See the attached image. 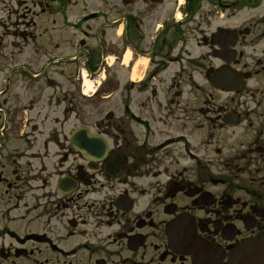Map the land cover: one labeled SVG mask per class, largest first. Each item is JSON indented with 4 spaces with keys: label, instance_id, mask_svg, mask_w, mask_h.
I'll return each mask as SVG.
<instances>
[{
    "label": "flooded vegetation",
    "instance_id": "1",
    "mask_svg": "<svg viewBox=\"0 0 264 264\" xmlns=\"http://www.w3.org/2000/svg\"><path fill=\"white\" fill-rule=\"evenodd\" d=\"M261 235L264 0H0V264H247Z\"/></svg>",
    "mask_w": 264,
    "mask_h": 264
},
{
    "label": "rangeland",
    "instance_id": "2",
    "mask_svg": "<svg viewBox=\"0 0 264 264\" xmlns=\"http://www.w3.org/2000/svg\"><path fill=\"white\" fill-rule=\"evenodd\" d=\"M246 15L247 13H242L241 15H239V20L244 18ZM112 57L114 58V56ZM118 61V59H115L114 66L118 65ZM113 77H116V79H112ZM125 77L126 75L121 70L114 69L109 79L111 81H109V83H107L105 86L106 90L111 91L113 86L112 84L118 82V79L120 81H123ZM60 80L64 83L70 82L69 75L65 74L63 77H60ZM113 81L115 82L113 83ZM124 95H126V97L131 95V98L134 99L135 92H125L121 88H116L110 98L106 99L103 103L100 102L99 104H94L91 100H89L91 99L89 96H83L82 93H80V95L78 94V98L80 101L79 114L82 120L81 124H91V122L94 121L99 114L105 112V110L109 109V107L116 108L117 105L120 103V100L125 98Z\"/></svg>",
    "mask_w": 264,
    "mask_h": 264
},
{
    "label": "water",
    "instance_id": "3",
    "mask_svg": "<svg viewBox=\"0 0 264 264\" xmlns=\"http://www.w3.org/2000/svg\"><path fill=\"white\" fill-rule=\"evenodd\" d=\"M86 132H87L86 129L80 128V130L78 131V135L80 139L87 140ZM95 140H96V145H97V141L100 144V147H101L100 153H103L106 144L103 143V141L98 138H95ZM247 244L245 246H248L250 253L248 255L243 256L244 260L249 261L247 264H264V235H261L251 240ZM235 259L236 260L232 262L233 264H246L242 260H237L238 258H235Z\"/></svg>",
    "mask_w": 264,
    "mask_h": 264
},
{
    "label": "bare ground",
    "instance_id": "4",
    "mask_svg": "<svg viewBox=\"0 0 264 264\" xmlns=\"http://www.w3.org/2000/svg\"><path fill=\"white\" fill-rule=\"evenodd\" d=\"M130 58V53L128 52L126 54V57H125V60L126 62L129 60ZM140 66H141V63H137L135 66H134V69H133V72H132V77L133 78H136L139 74V69H140ZM89 85H91V82H89ZM90 87V86H89Z\"/></svg>",
    "mask_w": 264,
    "mask_h": 264
}]
</instances>
